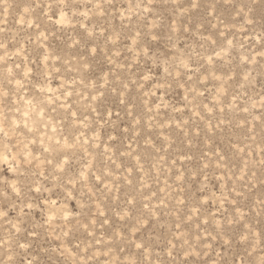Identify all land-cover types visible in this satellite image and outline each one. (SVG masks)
Masks as SVG:
<instances>
[{
    "label": "rangeland",
    "instance_id": "374dc122",
    "mask_svg": "<svg viewBox=\"0 0 264 264\" xmlns=\"http://www.w3.org/2000/svg\"><path fill=\"white\" fill-rule=\"evenodd\" d=\"M0 264H264V0H0Z\"/></svg>",
    "mask_w": 264,
    "mask_h": 264
}]
</instances>
